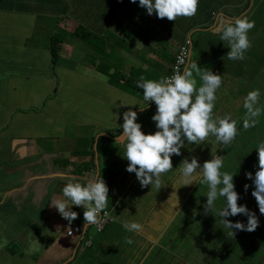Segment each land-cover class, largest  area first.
Masks as SVG:
<instances>
[{
    "label": "crops",
    "instance_id": "crops-1",
    "mask_svg": "<svg viewBox=\"0 0 264 264\" xmlns=\"http://www.w3.org/2000/svg\"><path fill=\"white\" fill-rule=\"evenodd\" d=\"M39 3L35 6L30 0H0V264H59L62 261L71 262L70 264H84L85 261L97 264H167L168 259L175 260L171 253L172 247L166 251L152 248L156 243L160 244L158 239L163 231V225L158 220L168 221L177 212H181L180 196L184 191L173 189L168 197L145 207L150 213L139 223L141 229L127 231L124 223L136 222L133 220V211H141L144 205L135 207L140 199L141 186L135 173L126 171L128 161L123 157L124 144L115 140L122 132L120 125L123 124V113L129 108L137 112V122L141 124L144 133L157 130L151 119L156 111L155 103L152 102L153 106H150L151 103L146 105L142 100L143 93H135L130 83L128 90L122 88L127 77H130V82L137 84L149 68L135 53L123 47L122 39L124 37L130 41L132 47L146 45L137 31L131 36L127 34L136 23L141 22L139 14L148 17L147 20L155 18L149 22L152 27L169 29V34L174 36L175 33L170 31L171 23L157 22L155 12L147 14L146 8L139 6V0L135 3L125 0L122 5L107 1L100 16L90 17L82 13L83 0H48L47 3L39 0ZM71 4L78 6L72 12L68 9L66 13L58 14L60 22L48 26L49 21L56 20L57 16L51 10L57 7L65 10ZM202 4H198L194 16L187 19L182 17L191 27L182 29L183 38L178 40L180 44L176 52L190 38L193 43L191 59L196 60L201 70L208 69L217 73L220 68L225 69L219 64L234 67L238 62L241 66L247 63L246 56L252 48L245 52L244 59L234 60L233 66L225 61L222 63V60L213 62L210 58L216 57L217 50L224 54L229 48L220 41L213 46V41L219 37L218 17L224 15V20L227 17L232 20L245 15L246 10L229 16L230 14H223L221 10L216 14L212 5L205 4L203 14L206 20L203 22L210 24V32L214 35L211 52L210 55L205 52L200 55L194 51L200 42L210 44L209 38L198 37L196 42L192 38L196 31L209 29L200 20L197 22L203 11ZM223 6L224 4L221 8ZM117 8L119 13L113 14ZM79 16L87 19L86 28L95 29V42L81 39L83 44L80 46L69 42L68 36L64 35L59 40L58 36L62 34L61 28L65 24L71 25L72 31L69 33L70 27L66 30L73 35L77 24L72 19ZM37 18L43 19L37 22ZM101 21L104 28L99 26ZM172 24L175 29L178 23L172 21ZM53 37L62 46L55 63L51 49ZM31 40L35 42H29ZM156 48L157 50L151 48L150 58L154 59L158 55L156 64L168 68L170 60L160 58L162 50L160 47ZM159 50L160 54L156 52ZM152 52H155L154 55ZM205 57L213 62L212 66H201ZM116 72L128 76L122 75L117 80L106 76ZM168 72L169 69L166 73ZM247 76L248 73L244 72L240 79L248 82ZM250 85L253 87H246L244 84L241 88L245 91L243 94L236 90L226 96V113L220 114L215 105L214 117L228 115L241 121V116L245 114L243 98L246 92L260 88L256 83ZM216 96L218 98L219 91ZM140 107H145V110L140 111ZM99 137L103 139L98 141ZM213 138L206 142H211ZM200 148L201 145H186L181 149V155H173L171 172L178 173L183 159L199 156ZM216 155L222 156L224 163L228 162L224 161L226 154L220 152ZM89 159L96 164V172H100L109 188L106 210L114 216L116 222L110 229L95 233L90 248L84 250L78 242L82 235L71 237L64 234V228L71 224L82 225V233L84 232L83 208L72 206L75 207L72 211L77 212L78 218L69 223L51 206L50 200L63 199L62 189L69 181L86 183L87 175L76 178L73 172L85 169ZM121 171L128 176L127 179L120 177ZM246 172L247 169L244 168L242 173L234 175L233 180L241 182L235 190L245 192L238 204L246 205L259 220V226L252 231L253 234L233 229L235 234L231 236L230 247L224 252L223 244L226 236L229 237L230 230L224 229L225 225L215 214L225 204L224 199L220 198L217 201L222 204H215L200 225L188 217L179 220L182 226L178 229L177 244L174 246H185L188 239L205 229L211 239L207 241L210 249H200V259L206 260V264L246 263V242L252 236L257 241L256 252L259 250L264 244V214L259 212L256 200L251 195L253 187L247 191L243 187L245 184H253L250 179L245 180ZM83 173L87 172L81 174ZM134 180L138 186L134 192L138 197L129 207L128 202H124L125 195L134 186ZM164 187L165 185L159 190L153 187V191L159 192ZM176 196L180 200L177 205ZM202 202L205 203L206 198ZM225 219L233 223H247L245 215ZM126 237L133 243H126ZM135 238L139 241L137 245ZM142 241H146V245H142ZM163 242L168 245L169 239ZM216 251L221 253L217 254ZM212 260L217 261L211 263Z\"/></svg>",
    "mask_w": 264,
    "mask_h": 264
},
{
    "label": "clouds",
    "instance_id": "clouds-1",
    "mask_svg": "<svg viewBox=\"0 0 264 264\" xmlns=\"http://www.w3.org/2000/svg\"><path fill=\"white\" fill-rule=\"evenodd\" d=\"M108 1L115 2L117 5H122L125 2V0ZM131 2L135 3L136 0H131ZM198 4L199 0H139V6L146 8L147 14L152 15L155 12L158 18H167L173 22L178 17L190 18L194 16L198 10ZM218 23L220 24L218 30L220 40L227 42L230 49L227 52L228 59H244L245 52L252 46L248 33L255 27V22L245 14L233 18L230 22L218 17ZM186 43H189L190 53H188V59L182 72L177 69L172 76L166 77L173 72L174 62H172L169 72L163 77L153 80L141 76L137 81V87L143 93V102L146 105L154 102L156 105V111L151 119L155 122L157 130L152 133H144L141 124L137 122V112L129 108L123 113V124L120 125L122 132L115 138L124 144L123 157L128 161L126 171L135 173L141 187L154 186L159 190L164 186L166 183L161 177L173 170L171 157L181 155V149L186 145H201L214 137V143L217 145L230 146L239 134L238 123L241 121L228 115L214 117L213 114L217 100L216 93L223 83L222 76L208 69L201 70L196 60L192 61L191 59L193 54L191 39L188 38L183 45ZM197 78L201 81L199 85ZM129 83L130 80H127L122 85L126 86ZM260 96V90L253 89L243 98L245 114L242 117V126L245 130L255 127L259 123V117L264 114V107L260 106ZM144 110L145 107H140V111ZM101 139L103 137H99L98 141ZM256 149L258 168L254 176L248 170L245 176L252 181L254 188L251 195L256 200L259 212L264 214V142L259 143ZM223 167L222 156L215 153H212L211 159L205 160L203 164H200L194 156L190 161L183 159L177 173L176 185L178 186L175 189L193 183L206 185L208 192L206 203L203 206L206 215L211 212L216 201L223 198L225 204L217 210V215L220 217L221 223L230 230L228 235L234 236L233 229L255 231L259 226V220L246 205L238 204L241 197L235 190L234 173L222 171ZM254 170L255 166L251 171L254 172ZM82 172L87 173L81 174ZM73 174L76 175V178L87 175L86 183L67 182L62 189L63 199L50 200L51 206L55 207L61 217L69 223L78 218L77 212L72 211V206L83 208L84 228H86L99 223L101 213L108 206L109 188L100 172H96V164L91 159L88 160L85 169L73 172ZM248 187L249 185H244L245 191ZM237 215L247 216V223L240 221L233 223L225 219ZM68 226L64 228L66 236L78 235L77 233L67 235L65 230ZM124 227L127 231L132 232L139 231L142 226L137 222H126ZM83 234L84 232L78 239L79 245L90 247L91 244L85 245L84 240L87 238ZM125 242L133 243L127 237ZM69 263L62 261L59 264Z\"/></svg>",
    "mask_w": 264,
    "mask_h": 264
},
{
    "label": "rangeland",
    "instance_id": "rangeland-1",
    "mask_svg": "<svg viewBox=\"0 0 264 264\" xmlns=\"http://www.w3.org/2000/svg\"><path fill=\"white\" fill-rule=\"evenodd\" d=\"M30 1L35 6H37L38 0H30ZM107 1L108 0H83L82 13L86 17L100 16L102 14L103 7ZM202 1H212L213 2L215 0H202ZM253 1L254 2L258 1V4H263V6H264V0H250V2H253ZM223 4H224V6L221 8V12H223V14H230L229 16H234V15L238 14V12H239L238 9L240 7L247 4V0H224ZM77 6H78V4H71V5L67 6L64 13H66V11L68 9H69V12H72ZM205 7H206V5L203 2V4H202L203 11L201 12L200 17L198 18L197 22L200 20L201 24L206 26L209 29H205V31H196L192 37L194 42H196L198 37L210 39V44L208 42H200L198 44V47L194 49V51L200 55H202L203 52L210 55L211 43H212L213 38H214V35H212L210 32L211 31L210 24L203 22L204 20H206L204 17V14H203V12L205 11ZM242 8H244V7H242ZM51 12L54 14H57V16H55L56 20L49 21L48 26H51L55 23L60 22V18L58 17V14L61 13L62 10L53 9V10H51ZM139 16H140L141 22L136 23L133 26L132 30L129 31L127 34L131 36V35L135 34V31H137L136 33H138L140 35V37L143 39V41H144V43H146V45H144L143 47H140V48L132 47L131 42L128 41L124 37L122 39V41H123L122 44H123V47H127L130 51L135 53L136 56L141 61H143L149 65V68L146 71V74L144 77L147 79L156 80V79H159L160 77H163V75H165L166 71L169 69L172 62H170V65L168 66V68H166L162 64H156L157 59H158L157 58L158 55L154 56V59H151L150 58V56H151L150 51H152L151 48H153V50H157L156 47H160L162 50L161 54H160L161 50L156 51V52H159V54H160L159 57L160 58L166 57V59L168 58V61H169L176 54V49H177L178 45L180 44V42L178 40L180 38H183L182 29L188 28V27L190 28L191 26L189 23H187L186 20H184V21H180L175 26V29H176L175 30L174 26L172 24V21H169L167 18H163V19L156 18V21L159 23H165L166 21L171 23L170 31L175 33V35L172 36L169 34V29L160 30L156 27H152L149 24V22L155 18L147 20L148 17H145L143 14H139ZM42 19L43 18H37V22L38 21L41 22ZM225 21L230 22L231 20L227 17L225 19ZM255 21H259V20H255ZM261 21H259V22H261ZM63 23H64V21L61 22V24H63ZM68 23H69V21H68ZM99 26H100V28H104L102 25V21L99 24ZM260 26H264V25L260 24ZM69 27H70V31H69V33H70L72 31L71 25L65 24L62 26V28H61L62 34H60L58 36L59 40L63 38L62 35H64L65 37L68 36L67 38H69V42L75 43V44H78L81 46L83 44L81 38L80 39L77 38L76 36H74V34L70 35L68 33V31L66 30V28H69ZM75 28L77 29V27H75ZM262 30L263 31H259L257 33V36L264 35V28ZM192 31H193V29H191V32ZM257 36L255 35V38L254 37L249 38L251 43L253 44L251 46V48L254 51L253 55L258 56V57H264V43L262 41H259L258 43H256ZM95 39L96 38L94 37L91 42H95ZM29 42H35V40H31ZM54 47H56V43L54 44ZM57 47H59V52H60L62 46L60 47V45L57 44ZM154 53L155 52H152L153 55H154ZM192 56H193V54H192ZM210 58L213 61L216 60V57H214V56H211ZM123 59L125 62H128L124 57H123ZM24 63L27 64L26 61H24ZM219 65L224 67L225 69L223 70V68H220L217 72V74H223V76H222L223 83H222L220 89L218 90L219 96L215 102V105H217V111H219L220 114H224V113H226V111H225L226 101H227L226 96L229 95L232 91H234V93L236 92V90L241 92V88H243L244 84L246 87H248L250 85L248 82H243L240 79L241 78L240 76L244 72L248 73V72L252 71L254 66L251 64H248V63H243L241 66L240 62H238L234 67H229V66H226L223 64H219ZM263 65H264V62H263ZM263 72H264V70H263ZM224 74H225V76H224ZM122 75H126V74L122 73V72H116L115 74L110 73V74H107L106 76L112 77L113 79L117 80V79L121 78ZM127 76L128 75H126V77ZM127 80H131L130 77H127ZM197 80H199V78H197ZM199 83H201V81L198 82V85H199ZM259 85H260L259 82L256 83V86H259ZM126 86H128V85H126ZM126 86H123L122 88L124 90H128V87H126ZM255 89H257V88H255ZM133 91L135 93L140 92L138 87H135V90H133ZM240 100H241V98L238 100V102H240ZM260 102L264 104V99H260ZM150 106H153V104L151 103ZM234 115L238 116V114H236V113H234ZM231 118L235 119L234 117H231ZM252 130H253V132H252ZM248 139L252 140V141H248L249 143L264 142V123L261 124L259 121V123L256 124L255 127L249 128L248 133H247V140ZM234 142L245 143V140H242V138L240 136H236L232 143L234 144ZM221 147L222 146L214 143V138H213L211 142H205L204 144H201L200 155L197 156L196 158H197V160L201 161L200 164H203V162L205 160H209V157L212 155V153L219 154ZM236 147H238V148L226 153L225 157L228 159V162L224 163V167H223L222 171L227 172L228 169H230V167H232L233 165H235L237 163L238 157L243 153L244 148L241 145L236 146ZM218 156H220V155H218ZM90 163H91V161H90ZM102 164H103V161L101 160V165ZM238 172L242 173L243 168L242 169L238 168ZM176 175H177L176 172H171V171L162 175L161 179L166 184H165V187L159 192L153 191L154 186H146V187L140 188V199H139V201H137L135 207L138 205H141V204H143L144 207L141 209V211H133V220L134 221H136L137 223H140L144 219V217L148 213H150L149 211L145 210V207L150 206L151 203H155L158 200L166 198L169 196V194L172 192V190L175 189L176 186H178V185H176V180H177ZM120 177H124L125 179L128 178V176L123 171H121ZM235 178L237 179L238 177H235ZM171 185L173 186V188ZM136 188L138 189V186L136 184V180H134V186L131 188L130 192L127 191V193L125 195V201L124 202H128L129 207H131L134 204V202H136V199L138 197V194H135V192H134ZM188 189H189V191H187ZM175 190L182 191V192L184 191V193H182V195L180 197L182 199V210L181 211H185V212H186L185 204H187L188 206L193 205L195 207L196 205L202 203L203 198H206V195L208 192L207 186L204 184H199V183L198 184L193 183L192 185H189V186H181ZM191 198H192V200H190ZM179 201L180 200H178V202ZM168 202H174V201H168ZM175 202L177 203V200ZM215 204L221 205L222 202L216 201ZM72 208H75V207H72ZM221 208H222V206H221ZM195 210L199 211L202 215L203 206L200 205V206L196 207ZM216 213L217 212H215V214ZM130 216L131 215L129 212V217ZM182 218H186V215L181 214V212L179 211L168 221H165L164 219L158 220V222L163 225V231L160 235V238L158 239V241L160 242L161 245L156 243V246H154L152 248V250L160 249V250L166 251L168 248H171L172 245L177 244L178 229L182 226V224H179V220ZM208 224H211V223H208ZM224 229L226 230L228 228L224 227ZM198 236L201 238V243H206V241L211 240L207 230H205V229L202 232L198 233L197 237ZM87 238H89V240H90V242L88 244V245H90L91 239H90V237H87ZM231 238H232L231 236H229V237L226 236L224 246H223L224 252L229 249ZM166 239H169V244L168 245L162 244V242ZM135 240H136V245H137L139 241L136 238H135ZM142 245H146V241H142ZM157 245H160V246L158 247ZM246 249H247V257H246L247 261H246V263H243V264H264V244H262L260 246L259 250L256 252L257 241L252 236L246 242ZM237 263H238V260H237Z\"/></svg>",
    "mask_w": 264,
    "mask_h": 264
},
{
    "label": "trees",
    "instance_id": "trees-1",
    "mask_svg": "<svg viewBox=\"0 0 264 264\" xmlns=\"http://www.w3.org/2000/svg\"><path fill=\"white\" fill-rule=\"evenodd\" d=\"M40 1L43 2V3H47L48 0H40ZM223 1L224 0H215V1L212 2V1L199 0V3L200 2L201 3L204 2L205 4L212 5L214 7L215 11H216V14H217V12L219 10H221V6L223 5ZM38 3H39V0H38ZM242 7H244V8H242ZM242 7H240L238 9V11H239L238 13H242L246 9V13L245 14L247 15V17L250 20H253L255 22V27L253 29H251L249 31V33H248V37L249 38H253V37L255 38V35L257 36V33L259 31H263L262 29L264 28V26H260V24L264 25V6H263V4H258V1L257 2H254V1L250 2V0H247V4L242 6ZM56 10H59V7H57ZM61 10H62V12L65 11V10H63V8ZM117 13H119V9L118 8H117V10H115L113 12V14H117ZM220 17H225V16L221 15ZM73 18L74 19L72 21L76 22V24H77V29L73 33L74 36H76L79 39L81 38V39H83L85 41H88V42H91L94 37L96 38L97 33H96L95 29L86 28V26H88L86 18H83V16L73 17ZM185 19H187V18L185 17ZM185 19H182V17H178L175 20V22L179 23L180 21H182V20L184 21ZM255 20H259V21L262 20V21L259 22V21H255ZM218 27H219V24H218ZM219 41L222 42V44H224V46L227 44V42L221 41L220 40V36H219L217 39H215L213 41V46H214V43L219 42ZM259 41H262L264 43V35L257 36L256 43H258ZM52 43H53V45L51 47V49H52V59H53V62L55 63L57 61V59H58V56H59V47H57V44H59V41L56 38H53L52 39ZM55 43H56V47H54ZM192 47H193V43H192ZM229 50L230 49L227 48V50H226V52L224 54H222V52L220 50H217L215 52L216 53V60L215 61H221L222 60V63H224V61H225L228 65L233 66L234 65V60H229L228 57H227V52ZM253 54H254V51L252 49V50L248 51V54L246 56L247 63L254 66L252 71L248 72L247 81H248L249 84L258 83V82L260 83V88H258L260 90V92H261L260 99H264V94H263L264 93V72H263V70H264V65H263L264 57L254 56ZM175 60H176V54L170 59V62H175ZM213 62H211L210 60H208V58L205 57V58H203V64H201V66L202 67L203 66L204 67H206V66L209 67L210 64L212 66ZM182 71H183V69H182ZM130 86H131V88L133 90H135V87H137V84L130 82ZM249 86H252V85H249ZM126 87H128V86H126ZM249 91H251V90H248L246 92V94ZM244 92H245L244 90H241L242 94ZM260 106L264 107V104L260 102ZM242 112H243V110L241 109V113ZM242 117L243 116H241V118ZM259 121H260L261 124L264 123V114H262L259 117ZM238 128H239V134L237 136H240L242 138V140H245V143L234 142V144L232 143L230 146H222L220 148V152H222V154L225 155L226 153L237 149L238 147H236V146L241 145L244 148L243 153L238 157L237 163L235 165H233L232 167H230V169H228L227 172L234 173V175L236 176L237 173H238V168H241V169L243 168L244 169V168L247 167V170L249 172H251L253 174V176H254L255 172H256V170L258 168V155H257L256 147L258 146L259 143H249L248 142V141H252V140L251 139L247 140L248 129L245 130L243 128L242 120L239 123ZM252 132H253V130H252ZM190 160L191 159L189 158V161ZM225 160L228 161L227 158H224V161ZM72 164H75V163L72 162ZM254 166H255V170L253 172V171H251V169ZM245 180H248V178H246ZM240 184H241L240 181L234 182V186L235 187H238ZM243 187H244V185H243ZM252 187L254 188L253 184L249 185L248 189H250ZM187 191H189V189ZM238 193L240 194V197L245 196V192L243 190H240ZM190 200H192V198ZM205 203L202 202V203L196 205L195 207L193 205L188 206L187 204H185L186 212L185 211H181V214H185L186 217L194 220L197 224L200 225L206 219V214L204 212V207H203L202 215H201V213L199 211H196L195 208L200 206V205L204 206ZM115 222H116V219L114 218V216L112 214L109 213V219L106 222H104V224L102 226V229L96 231L93 225L87 226L86 228H84L85 238L90 237L91 244H92L93 236H94L95 233H101L104 230L110 229L115 224ZM91 228L93 230H91ZM198 233H200V232L198 231L196 233V235H194L192 237V239H188L186 241L185 246H182V245L174 246V245H172L171 253H173L172 256H175V258H174L175 260L168 259V263L167 264H206V260L200 259V252H201L200 249H202L203 251H206V250L210 249V246H209V243L207 241H206V243H201V238L199 236L197 237ZM246 233L247 234H253V232H248V231H246ZM162 244H164V245L166 244L167 245V243H165V242H162ZM223 246H224V244H223ZM88 248H90V247L89 246L88 247L84 246V250H87ZM182 249H183V251H181ZM216 253L217 254L221 253V251H216ZM215 261H217V260H212L211 263H213ZM84 264H97V263H95L93 261H88V263H87L85 261Z\"/></svg>",
    "mask_w": 264,
    "mask_h": 264
},
{
    "label": "built area",
    "instance_id": "built-area-1",
    "mask_svg": "<svg viewBox=\"0 0 264 264\" xmlns=\"http://www.w3.org/2000/svg\"><path fill=\"white\" fill-rule=\"evenodd\" d=\"M188 44L189 43H186L185 45H183L179 48V50L176 54V60H175L174 65H173V72H172V74H170L169 76H166V77L172 76L177 69H179L182 72V69L185 66V62L188 59V53H190V49L188 47ZM108 219H109V212L107 210H105L103 213H101V219H100L99 223L93 224L95 230L97 231V230L102 229L104 222H106ZM82 230H83L82 225L72 224L66 228L65 233L67 235H73V234L77 233L78 236H80L82 234ZM89 242H90L89 238L84 240L85 245H88Z\"/></svg>",
    "mask_w": 264,
    "mask_h": 264
}]
</instances>
